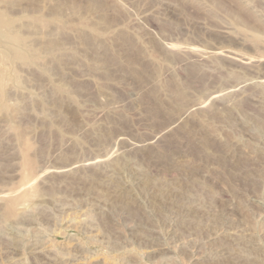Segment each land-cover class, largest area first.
<instances>
[{"label": "rangeland", "instance_id": "obj_1", "mask_svg": "<svg viewBox=\"0 0 264 264\" xmlns=\"http://www.w3.org/2000/svg\"><path fill=\"white\" fill-rule=\"evenodd\" d=\"M0 12L39 53L0 31V264H264V0ZM23 152L36 194L3 222Z\"/></svg>", "mask_w": 264, "mask_h": 264}, {"label": "bare ground", "instance_id": "obj_2", "mask_svg": "<svg viewBox=\"0 0 264 264\" xmlns=\"http://www.w3.org/2000/svg\"><path fill=\"white\" fill-rule=\"evenodd\" d=\"M217 3V2H216ZM217 5H218V3H217ZM216 5V6H217ZM237 16V15H236ZM40 17H38V19H39ZM42 18V17H41ZM237 19V18H236ZM239 20H241V18L239 19ZM48 22V19H45L44 21H42V20H39V21H37V23H39V25L38 26H41V24H45L46 22ZM50 21V20H49ZM238 21V20H237ZM243 22V21H242ZM36 23V22H35ZM36 23V24H37ZM49 23V22H48ZM50 23H51V21H50ZM49 23V24H50ZM238 23V22H237ZM45 25H47L48 26V24L46 23ZM37 26V25H36ZM37 26V27H38ZM50 26V25H49ZM48 26V27H49ZM42 28H44V27H42L41 26V30H42ZM46 29H48V28H46ZM0 31H2L1 32V34L2 35H4V37H7V38H9V40H10V47H8L9 49H7V50H10V49H12V51H10V52H12L14 55H16L18 58H23V59H25V61H31L32 63H34V62H36L35 60H37V59H35L36 58V56L37 55H39V53L38 52H35L36 50L35 49H33L32 51H30L29 49H27V47H25L23 44L25 43V41L27 42V38L25 37L24 38V36L22 35V33L21 32H19V31H15L14 30V24H13V22L10 20V19H8L4 14H2L1 12H0ZM19 32V33H18ZM26 39V40H25ZM259 41H260V39H258ZM3 41H5V40H3ZM51 41V40H50ZM258 41V42H259ZM256 43H257V41H256ZM9 44V43H8ZM27 44V43H26ZM23 46L25 47V48H23ZM5 47V46H4ZM16 47H18L17 49H16ZM47 47H49L51 50H53V49H55V48H57L58 47V41H51L48 45H47ZM27 49V50H26ZM31 49V48H30ZM47 49V48H46ZM56 50V49H55ZM34 52V53H33ZM54 52V51H53ZM1 54V53H0ZM10 54V53H9ZM6 55H8V53L6 52ZM10 57L11 56H13V55H9ZM2 57V56H1ZM3 57H5V56H3ZM17 57H16V59H17ZM3 59V58H2ZM2 59H0L1 61V63L3 62L2 61ZM4 59H6V57L4 58ZM15 58H14V60H16ZM8 60V59H7ZM11 60H12V57H11ZM21 60V59H20ZM11 63V62H10ZM8 70H10V69H7V71ZM1 71V70H0ZM5 72V71H4ZM7 73V72H6ZM9 73H11L10 71H9ZM8 73V76L10 75ZM2 76H4V78L6 77V75H3L2 74ZM2 76L0 77V89L3 91V94H4V96H5V88H6V83L5 82H7L8 83V81H6L7 80V78L6 79H4V78H2ZM11 76V75H10ZM18 76L16 75V78H17ZM9 78V77H8ZM18 79V78H17ZM12 80V79H11ZM60 89H62L61 91H65V89H64V87H62V86H60L59 87ZM0 90V91H1ZM68 93V92H67ZM4 96H2V97H4ZM2 100H4V99H2ZM3 104H4V102H3ZM5 104H6V101H5ZM4 106V108L6 107L5 105H3ZM17 106V105H16ZM17 108V107H16ZM20 107L18 106V108L17 109H19ZM22 108V107H21ZM20 110V109H19ZM13 119V118H12ZM18 128V127H17ZM18 131V130H17ZM20 133V132H19ZM21 135V134H20ZM24 144H27L26 143V141L24 142ZM30 145L29 144H27L26 145V151L28 150V149H30L31 147H29ZM23 153H26V152H23ZM26 154H28V153H26ZM25 155V154H24ZM29 155V154H28ZM26 156V158H25V161H24V163H23V174H22V181H21V183L22 184H19V185H21V188H25L23 191H22V189L20 188V186L18 187V189H19V191H22L20 194H18V195H13L12 194V196L10 195V197H9V195L7 196V199H6V203L4 204L5 205V208H4V212L2 213V220H3V222H6V221H16L17 219H18V206L20 207L21 205H23V203H27V201H29V200H31L32 199V197H34L35 196V194H36V186L34 187L33 185L35 184V180L33 181V179H34V177H33V174H34V172L36 171L35 170V165H36V161H34V159L33 158H30V155L29 156ZM35 162V163H34ZM36 169H37V167H36ZM36 173H37V171L35 172V176H36ZM34 183V184H33ZM33 184V185H32ZM23 186V187H22ZM25 186V187H24ZM13 191H15V190H13ZM14 193V192H13ZM43 193V192H42ZM10 194V193H9ZM5 197V196H4ZM6 198V197H5ZM2 200H4V198L2 199ZM32 201V200H31ZM30 203V202H29ZM29 203H27V204H29ZM25 206V205H24ZM1 210V209H0ZM2 211V210H1ZM1 213V212H0ZM26 213V212H25ZM22 215V214H21ZM25 215V214H24ZM29 216V215H28ZM28 216H25V217H28ZM32 218V217H31ZM37 218H38V216H37ZM18 222H19V220H17ZM40 221V220H39ZM2 222V221H1ZM11 224H12V222H10ZM29 223H31V222H29ZM2 224V223H1ZM9 224V223H8ZM11 224H10V226H11ZM7 226V225H6ZM16 226V225H15ZM1 228H3V227H1ZM8 228V227H7ZM3 229H5V228H3ZM12 229V228H11ZM7 230V229H6ZM16 233V232H15ZM14 234V233H13ZM21 240H22V238H21ZM20 240V241H21ZM19 241V240H18ZM25 243V242H24ZM10 244V243H9ZM17 245V244H16ZM20 245V244H19ZM21 246V245H20Z\"/></svg>", "mask_w": 264, "mask_h": 264}]
</instances>
